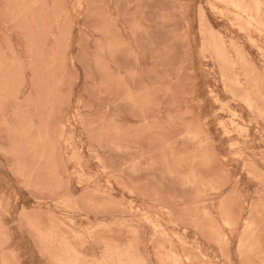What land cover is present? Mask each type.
<instances>
[{"label":"rangeland","instance_id":"obj_1","mask_svg":"<svg viewBox=\"0 0 264 264\" xmlns=\"http://www.w3.org/2000/svg\"><path fill=\"white\" fill-rule=\"evenodd\" d=\"M0 264H264V0H0Z\"/></svg>","mask_w":264,"mask_h":264},{"label":"bare ground","instance_id":"obj_2","mask_svg":"<svg viewBox=\"0 0 264 264\" xmlns=\"http://www.w3.org/2000/svg\"><path fill=\"white\" fill-rule=\"evenodd\" d=\"M219 1V0H218ZM223 1V0H222ZM258 4H259V2H258ZM257 5V4H256ZM258 6V5H257ZM257 6H256V8H257ZM213 8H215V7H213ZM217 8V7H216ZM239 8H240V6H239ZM236 9V8H235ZM261 9V8H260ZM260 9H259V11H260ZM217 11H219L218 9H217ZM259 11H257L256 13H258ZM222 12H224V11H222ZM243 12V11H242ZM244 13V12H243ZM248 13V12H247ZM223 14H225V13H223ZM250 14V13H249ZM252 15V14H251ZM260 15H262V14H260ZM238 16H240V15H238ZM253 17V16H252ZM225 18V17H224ZM227 18V17H226ZM241 18H244V17H241ZM254 18V17H253ZM255 19V18H254ZM255 20H257V19H255ZM253 21V20H252ZM257 24H259V23H257ZM251 25V24H250ZM251 27V26H250ZM252 28H253V26H252ZM248 29V28H247ZM246 29V30H247ZM244 31V30H243ZM247 32V31H246ZM260 32H262V31H260ZM250 33V32H249ZM255 42V41H254ZM255 44V43H254ZM214 94V93H213ZM249 103V102H248ZM251 107H252V105H251ZM228 108V107H227Z\"/></svg>","mask_w":264,"mask_h":264}]
</instances>
